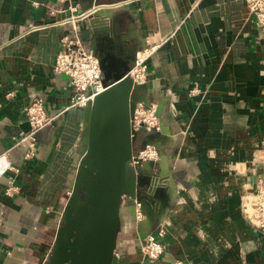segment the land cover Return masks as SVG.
Returning a JSON list of instances; mask_svg holds the SVG:
<instances>
[{
	"label": "crops",
	"instance_id": "1",
	"mask_svg": "<svg viewBox=\"0 0 264 264\" xmlns=\"http://www.w3.org/2000/svg\"><path fill=\"white\" fill-rule=\"evenodd\" d=\"M109 3L96 13L122 47H156L138 96L156 109L152 172L170 191L152 228L123 204L112 264H264V233L242 208L264 182V32L243 0ZM63 9L59 0H0V156L17 170L0 174V264H44L80 158L83 108L71 107L73 88L53 71L71 31L57 20ZM78 35L89 47L86 19ZM35 100L53 121L24 160L13 137L29 132L25 110ZM158 227L164 252L150 260L139 244Z\"/></svg>",
	"mask_w": 264,
	"mask_h": 264
},
{
	"label": "water",
	"instance_id": "2",
	"mask_svg": "<svg viewBox=\"0 0 264 264\" xmlns=\"http://www.w3.org/2000/svg\"><path fill=\"white\" fill-rule=\"evenodd\" d=\"M109 2L71 0L57 16L63 21L87 20L89 49L99 60L105 90L83 108L80 158L44 264H112L123 204L131 205L135 218L138 204L141 220L149 228L169 207L168 178L152 172L159 161L142 163L136 170L130 167L136 140L131 131L133 113L138 103L147 102L138 96L141 85L128 75L137 49L122 47L108 18L96 13L95 8ZM158 133L146 134L141 148L153 145Z\"/></svg>",
	"mask_w": 264,
	"mask_h": 264
},
{
	"label": "built area",
	"instance_id": "3",
	"mask_svg": "<svg viewBox=\"0 0 264 264\" xmlns=\"http://www.w3.org/2000/svg\"><path fill=\"white\" fill-rule=\"evenodd\" d=\"M62 3L71 2V0H59ZM254 18L257 27L264 32V0H243ZM72 11V9H70ZM83 18L71 17L64 23L70 27V34L61 38V48L56 57L53 71L57 75L65 76L74 91V97L71 107L84 108L89 101H92L97 95L105 89L103 86V76L99 65V60L94 56L89 47L83 45L80 41L78 31ZM156 47L139 51L135 56V61L128 73L135 85H143L146 80V60L150 57ZM11 94H7V97ZM29 124L27 134L19 133L13 137L14 146L26 147L23 156L24 160H30L36 155V134L49 125L53 118L46 114L41 101H33L25 110ZM131 131L135 136V144H138V150L133 151V157L130 167L136 170L138 165L146 162H157L159 154L156 147L150 143L141 148V143L146 134L159 132L160 125L156 117V109L153 106L138 103L135 107L131 121ZM134 144V146H135ZM17 172L5 162V156H0V174L5 171ZM17 192V188L9 186L5 191L7 196ZM249 198V199H248ZM139 205L136 204V214L138 219L142 216L138 212ZM243 213L250 225L256 230L264 233V182L260 183L256 189L245 196L243 199ZM140 219V220H141ZM166 231L162 227L156 228L155 232L147 235L140 242L139 249L143 257L150 260H158L164 252L162 243ZM171 264H184L176 261Z\"/></svg>",
	"mask_w": 264,
	"mask_h": 264
},
{
	"label": "rangeland",
	"instance_id": "4",
	"mask_svg": "<svg viewBox=\"0 0 264 264\" xmlns=\"http://www.w3.org/2000/svg\"><path fill=\"white\" fill-rule=\"evenodd\" d=\"M134 150H135V152H137V150H138V144H135Z\"/></svg>",
	"mask_w": 264,
	"mask_h": 264
},
{
	"label": "bare ground",
	"instance_id": "5",
	"mask_svg": "<svg viewBox=\"0 0 264 264\" xmlns=\"http://www.w3.org/2000/svg\"><path fill=\"white\" fill-rule=\"evenodd\" d=\"M249 199V198H248Z\"/></svg>",
	"mask_w": 264,
	"mask_h": 264
}]
</instances>
